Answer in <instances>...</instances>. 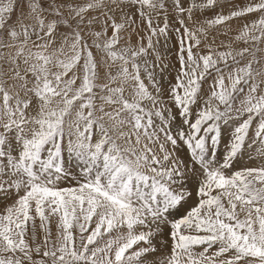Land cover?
Instances as JSON below:
<instances>
[{"label": "snow or ice", "instance_id": "6c2138e0", "mask_svg": "<svg viewBox=\"0 0 264 264\" xmlns=\"http://www.w3.org/2000/svg\"><path fill=\"white\" fill-rule=\"evenodd\" d=\"M0 203V264H264V0H0Z\"/></svg>", "mask_w": 264, "mask_h": 264}, {"label": "rangeland", "instance_id": "374dc122", "mask_svg": "<svg viewBox=\"0 0 264 264\" xmlns=\"http://www.w3.org/2000/svg\"><path fill=\"white\" fill-rule=\"evenodd\" d=\"M171 47L165 46L160 49L162 55L166 57L165 63L169 65L167 69H165L163 72L159 73L157 76V79L162 87V89L167 93V90L170 88L172 84L175 83V76H176V70L179 67L178 61L176 59V42L175 39L170 41ZM164 48V49H163ZM171 48V49H170ZM168 49V50H167ZM170 52V53H169ZM162 80V81H161ZM204 90L207 92L208 85H204ZM256 153L253 152V156H255ZM259 166L258 161H250L247 156H245L240 162L235 166L236 168H242V167H257ZM78 175V172L76 173ZM61 186H68L67 184H62ZM11 201H8L10 203ZM4 203H0V211L4 208Z\"/></svg>", "mask_w": 264, "mask_h": 264}, {"label": "bare ground", "instance_id": "6f19581e", "mask_svg": "<svg viewBox=\"0 0 264 264\" xmlns=\"http://www.w3.org/2000/svg\"><path fill=\"white\" fill-rule=\"evenodd\" d=\"M168 45H169V47H171V46H172L170 42L168 43ZM168 45H167V46H168ZM163 49H164V48H163ZM170 49H171V48H170ZM167 50H168V49H167ZM169 53H170V52H169ZM161 81H162V80H161Z\"/></svg>", "mask_w": 264, "mask_h": 264}]
</instances>
